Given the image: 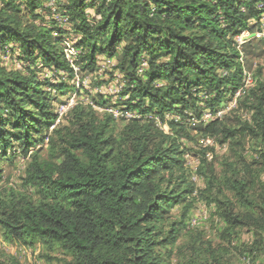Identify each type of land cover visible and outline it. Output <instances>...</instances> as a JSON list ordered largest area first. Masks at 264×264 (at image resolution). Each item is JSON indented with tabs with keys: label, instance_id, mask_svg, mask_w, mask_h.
I'll return each instance as SVG.
<instances>
[{
	"label": "trees",
	"instance_id": "16d2710c",
	"mask_svg": "<svg viewBox=\"0 0 264 264\" xmlns=\"http://www.w3.org/2000/svg\"><path fill=\"white\" fill-rule=\"evenodd\" d=\"M262 20L264 0H0V162H27L17 190L1 187L0 168L4 240L59 248L71 264H264L261 67L237 98L249 119L191 121L215 112L240 87L245 63L235 37L261 29ZM69 33L77 36L74 61L62 38ZM263 48L264 38H251L240 47L242 58H257ZM14 50L10 63L20 69L4 65ZM101 57L115 61L109 78L121 76L115 99L85 90L87 100L49 130L54 102L80 95L75 67L101 84ZM45 70L63 75L42 77ZM109 107L140 118H121L115 131ZM199 138L231 151L252 139L263 151L249 162L235 151L217 173L212 146L185 143ZM186 154L198 158L200 191ZM194 196L213 203L218 242L198 234L179 257L174 248L191 224ZM242 231L250 240L240 241Z\"/></svg>",
	"mask_w": 264,
	"mask_h": 264
},
{
	"label": "rangeland",
	"instance_id": "374dc122",
	"mask_svg": "<svg viewBox=\"0 0 264 264\" xmlns=\"http://www.w3.org/2000/svg\"><path fill=\"white\" fill-rule=\"evenodd\" d=\"M92 10L88 9V12H91ZM49 25V24H48ZM63 39H65L64 46L65 51L70 59V61L77 60V56L79 54V50L74 47L75 41L77 39V36L74 33L64 34L62 36ZM264 49V48H263ZM16 54V51L9 52L5 58H4V65L14 68H22L19 62L14 60V62L10 63V60L13 61L14 56ZM243 55V54H242ZM244 56L242 58V64L244 65L245 71H248L250 73H255V68L257 65L261 67V74L260 78L264 79V52L261 56L257 58H250ZM248 60L245 62V60ZM104 70V71H103ZM100 70V79H102L101 84H97L94 81V78L90 75L80 74L77 72V80H73L74 83L77 84L79 87V96L76 95L75 92H71L66 95H62L60 100L66 101V100H73L75 102L77 101H86V95L84 91L86 90L88 93L91 94V96L99 98L97 95H103L104 97L108 98L110 102H112L115 99V95L117 94V90L119 89L117 79H111L109 78L112 72V68L103 69ZM52 72V71H51ZM51 72L48 73V71H43L42 77H47L46 75H51ZM47 73V74H46ZM262 75V76H261ZM50 76V77H51ZM53 77V76H52ZM55 78V77H53ZM56 79V78H55ZM262 79V80H263ZM56 81V80H54ZM232 99L233 96L228 98L225 102H223V108L230 107L228 110H226L223 114H221V117L228 118V120H232L234 123L235 121H243L247 120L250 117V113L247 110V107L239 106V105H232ZM58 105H60V102H54L53 107L55 112L58 109ZM225 108V109H226ZM115 131L119 130L121 128V121L120 119H117ZM228 121V122H229ZM229 122V123H233ZM165 131H167V128H164ZM187 145H192L193 147L195 145L204 146L205 141H203L202 138L196 139V141L187 142L185 141ZM216 144V145H215ZM214 149L216 153L214 154L215 157V166L216 171L219 173L220 171V165L219 163L222 161V159L230 158L232 153L235 151H238L242 153V155L245 156V160L247 162L253 160L254 157L258 155L259 152H262V146L257 143L255 140L252 139H245L242 143V147L239 149H235V151H231L230 147L227 146L226 150L224 152H221L219 150L220 144L217 142H213ZM46 148L43 149L41 152L42 156H46ZM26 160L21 157L13 158L12 160H4L0 162V168L2 169L3 173V181L1 183V187L9 188L12 187L14 189L20 188L21 183V177L24 175L25 167H26ZM198 158L192 155H188L186 158V166L188 169L196 170V167L198 166ZM261 181L264 184V170L261 172L260 176ZM195 183V184H194ZM194 186L197 188V191H200L205 187L204 180L199 177L198 180L194 182ZM213 203H208L207 200L203 199L199 196H194L193 200V208L190 211L191 214V221L190 225L186 227L183 230V235L180 237L178 244L174 248L175 255L181 257V254L187 253V248L189 247L190 243L193 241V239L196 238L198 234H200V240L201 241H212L214 244L218 242L217 239V232L216 229L221 226V223L217 220L216 217L210 216V211H213ZM205 212V213H202ZM175 213V212H174ZM196 218L195 222L193 223V219ZM251 236L249 233L242 231L240 234V241L246 242L250 240ZM233 249V248H232ZM180 251V252H177ZM0 259L4 261H11V259H14L19 264H71V257L63 252L59 248H54L53 250H48L40 245H35L32 247L28 246H20L15 243H9L6 242L3 238L2 231L0 230Z\"/></svg>",
	"mask_w": 264,
	"mask_h": 264
},
{
	"label": "built area",
	"instance_id": "2783aa9c",
	"mask_svg": "<svg viewBox=\"0 0 264 264\" xmlns=\"http://www.w3.org/2000/svg\"><path fill=\"white\" fill-rule=\"evenodd\" d=\"M253 37H256V38H259V37H264V22H262L261 24V29L258 30L257 32L251 34L249 33V31L247 30H244L242 31L240 34H238L236 37H235V40H236V47L237 49L239 50V53H240V56H239V60L242 62V52L240 51V47L241 45L253 38ZM66 56L67 58L69 59L67 53H66ZM70 60V59H69ZM100 68L101 70L102 69H106V68H111L112 66H114L115 64V61L113 59H110V58H107V57H101L100 59ZM145 65V61L142 62V66ZM74 77H73V80H77L78 82V78H77V74H76V67L74 68ZM51 72V71H48V73ZM59 74L60 75H63V72L61 71H52L51 74L54 75V74ZM226 72L224 71L223 74H225ZM47 74V73H46ZM47 77H50L49 75H46ZM52 77V76H51ZM117 79H121V76L120 74L116 75ZM254 84V80H253V77H252V73L248 72V71H245V69H243V79H242V84L241 86L235 91L234 93V97L232 99V105H236V101H237V97L240 96L242 94V92L244 90H246L248 87L252 86ZM120 85V84H119ZM119 91V89L117 90V92ZM116 92V93H117ZM75 104V101L73 100H66L62 103H60V105H58V109L56 111V114H57V118L55 120V122L49 127V130L53 129L54 126L56 124H58L61 119L63 118V115ZM226 108V107H225ZM223 108V106H221L220 108H218L215 112H210L209 110H204V112L202 113L201 115V118H200V121H203V122H207L209 120H212L214 118H219L221 117V114H223L226 110H228L230 107H227L226 109ZM99 109V108H98ZM105 111H107L108 113H111L114 117L116 118H125V119H131V118H140V115L138 113H136L135 111H131V110H125V109H119V108H113V107H109V108H106L104 109ZM166 117H169L168 115H166ZM147 118H150V116H147ZM170 118H175V119H178L177 116H170ZM156 121L158 120L157 118H155ZM192 121L196 122V119L194 117H192L191 119ZM158 122V121H157ZM163 128H166V125H163L162 126ZM47 140V139H46ZM212 139H205V143L204 145H212ZM219 150H225V145H221L218 147ZM209 156V154L207 155ZM194 180L196 179L195 175L192 177ZM202 213H205V212H202ZM196 218L193 219V223L195 222Z\"/></svg>",
	"mask_w": 264,
	"mask_h": 264
},
{
	"label": "clouds",
	"instance_id": "9594fccd",
	"mask_svg": "<svg viewBox=\"0 0 264 264\" xmlns=\"http://www.w3.org/2000/svg\"><path fill=\"white\" fill-rule=\"evenodd\" d=\"M262 22H264V20L261 21V24H262ZM259 30H260V29H259ZM247 31H248V30H247ZM257 31H258V30H256L255 32H257ZM255 32H254V33H255ZM249 33H250V32H249ZM251 34H253V33H251ZM253 38L258 39V38H256V37H253ZM253 38H252V39H253ZM259 38H264V37H259ZM263 81H264V79H263ZM240 86H241V85H240ZM244 91H245V90H244ZM234 93H235V92H234ZM242 93H243V92H242ZM233 97H234V94H233ZM238 97H239V96H238ZM238 97H237V98H238ZM236 105H237V101H236ZM221 106H223V104H222ZM221 106H220V107H221ZM220 107H219V108H220ZM113 108H117V107H113ZM105 109H106V108H105ZM119 109H124V108H119ZM99 110H100V109H99ZM101 110H102V109H101ZM125 110H126V109H125ZM203 112H204V111H203ZM110 114H111V113H110ZM111 115H112V114H111ZM173 116H176V115H173ZM177 117H178V116H177ZM192 117H194V118L196 119L195 116H192ZM192 117H191V119H192ZM115 118H116V117H115ZM178 118H179V117H178ZM200 118H201V117H200ZM219 118H221V117H219ZM116 119H121V118H116ZM214 119H215V118H214ZM212 120H213V119H212ZM191 121H192V120H191ZM197 121L199 122L200 119H196V122H197ZM200 122H203V121H200ZM164 125H165V124H164ZM162 126H163V125H162ZM162 128H163V127H162ZM166 128H167V127H166ZM163 130H164V128H163ZM207 139H208V138H207ZM209 139H212V138H209ZM203 141H205V140H203ZM212 141L215 142L213 139H212ZM213 142H212V145H204V146H212V147L214 148ZM215 145H216V144H215ZM222 145H225V150H226V148H227V144L224 143V144H222ZM220 146H221V145H220ZM225 150H223V151L220 150V151H221V152H224ZM208 154H209V156H207ZM206 156H207L208 159H210V158H211V154H210V152L207 153ZM187 157H188V154L185 155V159H186ZM194 175H195V177H196L195 180L192 178ZM191 178H192V181H194V182H195L196 180L199 179V177H198V176L196 175V173H195V170H192V176H191Z\"/></svg>",
	"mask_w": 264,
	"mask_h": 264
}]
</instances>
